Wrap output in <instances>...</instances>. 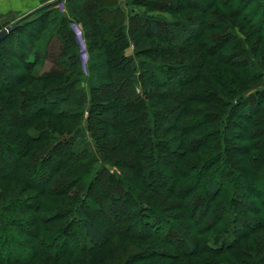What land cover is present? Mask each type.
I'll return each mask as SVG.
<instances>
[{"label":"trees","instance_id":"1","mask_svg":"<svg viewBox=\"0 0 264 264\" xmlns=\"http://www.w3.org/2000/svg\"><path fill=\"white\" fill-rule=\"evenodd\" d=\"M65 3L70 14L49 7L25 19L27 28L20 31L28 40L19 39L22 51L16 56L26 68L41 67L54 55L49 47L55 41L53 65L62 71L30 76L31 84L22 89L28 75L5 58L13 53L7 47L13 29L0 41V142L20 145L17 157L8 146L5 150L16 164L11 174H0V237L14 229L16 246L28 255L23 262L0 264H264V88H257L264 73L256 67V61L264 67V0ZM75 5L98 27L83 22ZM76 21L83 39L96 48L88 49V104L78 87L84 74L71 27ZM27 53L31 61H24ZM183 67L190 68L186 76L179 72ZM166 98L168 109L161 115L160 101ZM194 104L201 107L190 108ZM111 111L113 122L106 117ZM167 114L170 123L162 135L173 138L164 142L155 135L160 132L155 119ZM47 120L55 121L45 125L49 135L24 133ZM127 126L137 132L129 134ZM57 156L60 161L46 178ZM123 165L139 182L133 201L138 216L131 229L105 237L88 202L98 185L117 194L109 208L127 210L119 181ZM166 168L167 188L166 181L156 185L153 178L156 169L160 177ZM37 176L43 188L30 185ZM260 180L262 196L253 192ZM19 184L35 192L24 208ZM222 196L229 202L216 207ZM44 198L64 200L52 216L45 211L36 217L44 234L2 215L6 209L19 215L21 209L36 216ZM255 236L260 240L251 241ZM120 239L131 243L119 244ZM244 240L250 241L247 246ZM106 247L110 256L96 261Z\"/></svg>","mask_w":264,"mask_h":264},{"label":"rangeland","instance_id":"2","mask_svg":"<svg viewBox=\"0 0 264 264\" xmlns=\"http://www.w3.org/2000/svg\"><path fill=\"white\" fill-rule=\"evenodd\" d=\"M152 1L156 2V4H160L161 1H165L166 2L167 0H152ZM121 2H124V0H121ZM200 2H201V0H200ZM59 6L60 7H58L57 9H59L60 12H65V14H70L69 11H68V8H66L67 7L66 3L65 4L61 3V5H59ZM75 8L77 9V11L75 13L81 18V20L83 22L88 23V25L90 24V26H95L96 28L98 27V25L95 22V19H93V16L91 14H89L86 9L82 8L81 5H75L74 10H75ZM125 9H126V7H125ZM128 12L130 13V9L129 8H128ZM149 14L151 16H153V15L156 16L157 15L156 13H153V12H149ZM157 16H159V15H157ZM166 16L170 17V15H166ZM183 16H187V15L183 14ZM20 19L21 18H19L14 23H10L11 26H12L14 34H13V37L10 38V40L11 39L12 40H11V42H9L7 47H9V50L13 51V53L11 52L12 56H10V57L5 55V58H6L7 62L10 61V64H9L10 66L13 63L17 67H20V69L18 68V69H16V71L22 72L23 74L25 72V74L28 75V77H26L24 79V81H26L25 84L21 85V88L25 89L26 86L31 84L32 78L33 79H38L40 76H42L44 74H48L49 72L52 73V74L58 73L59 71H62L63 69L55 67L53 65V58L58 53L57 49H56V45L58 43L55 42V41L52 42L50 44V47H49V52L53 53L54 55L50 54V56L48 57L47 61H44L45 64L43 66L34 67V68H31V67H27L26 68L24 65L20 64L19 59L16 57L19 54V53H17V51H19V49H20V44H18L17 42L19 41V39H21L22 43L25 44L26 41L28 40L26 38V36L24 35L26 33L23 32V31L22 32L20 31V29L27 28V25L25 24L26 22L23 23L26 20L25 19H21L20 20ZM79 26H80V24L76 23V25H75V23H73L71 27L73 28V32H74L75 37H76V41H77V43L79 45L78 51L80 53V62H81L80 65H81V70L83 71V74H84L83 77L80 78L81 81H80V84H79L78 87H79L80 91L82 92V94H84V98L86 99V103L88 104V102H89L88 100L90 99V95L88 94L89 90H88V88L86 86V81H87V77H88L87 76L88 73H86V72L88 71L89 66H90L89 63H88V56H89L88 55V52H89L88 49L94 48V50H96V48H95V44L94 43L90 44L89 41L87 42V41H85V39H83V37H82L83 31H82V28L79 27ZM135 30L138 31L139 28H137ZM146 31L148 32L147 29H146ZM154 44H159V43L154 42ZM131 51H132V49H129L127 51V54L130 55ZM1 55H3V53H1ZM30 56H31L30 53L29 54L27 53L26 58L23 57L24 61L25 60H29V59L31 61L33 59V57H30ZM256 63H257L256 67L260 68L263 71V73H264V67H261L262 65H260L261 64L260 61H256ZM9 65L8 66L5 65L6 70L8 69ZM114 66H115V64H113V62H112V65H111L110 69L114 70ZM256 67H254V68H256ZM189 70H190V68L186 69L185 67H183V68H181L179 70V72L186 76L188 73H190ZM3 73H5V72L3 71ZM164 75H165V72L163 73V76ZM45 85L46 84H42L41 86H45ZM37 86H40V85H37ZM262 87L264 88V77L262 78V80L260 81L259 85L257 86V88H260V89H263ZM114 90L115 89H112L110 93L115 97L116 93L114 92ZM41 92H46V88H44V90L41 91ZM35 94L36 93H34L33 95H35ZM244 96H247V93ZM165 101H167V98L162 100V101H160L161 102L160 104L162 106L159 105L158 111L161 112V115L165 113L166 109H168V107L164 108V102ZM197 107H201V106L194 104L190 108H197ZM43 109H46V106H44ZM107 116H109L111 118L112 122L116 118V115L114 114V112H112V114H107L106 117ZM170 116H171L170 114H167V117H165L164 119L161 116L155 119V122L157 123L158 128L160 129V132H156L155 133V135L157 137V140H161L162 139V141L166 142L169 139L173 138L172 135H168L166 137L162 135V134H164L163 132H164V129H165L167 123H170V121L168 120L170 118ZM83 121H84V119H83ZM50 123L55 125L54 124L55 121L47 120V121H44L42 123V126L31 125V126H28L27 128H24L23 131H24V133H27V135L30 134L32 136L34 134H38V133H41L42 136H45V134L49 135L50 131H49L48 128L45 127V125H51ZM40 128H42V129H40ZM128 130H129V134H133V133L137 132V131H135L136 128L134 126L128 127ZM62 135L64 136L65 134H62ZM0 138H4V137L1 135ZM7 146L11 149L13 154L16 155V157L18 156V154H19L18 152L20 151V145H18V144H8V145L5 144L4 145V143L0 142V174L1 175L4 174V173H6L8 175L11 174L13 172V167H15L14 164H16V160L14 161V164H13V162H11V160L9 159L7 154H5V150H6ZM37 146H39L41 148V145H37ZM112 150H113V152H115L114 149H112ZM118 152H121V150H118ZM59 161H60V158L58 156L55 157L54 161L51 163L50 169H48L45 172L46 173L45 174L46 178L49 177L52 169L55 168L54 166ZM27 164L32 166V162H29V163L27 162ZM149 168H150V166L148 167V169ZM164 169H165V167H164ZM141 170H143V172L145 173V170H147L146 165H142L141 166ZM119 171L118 172L121 174L120 175V177H121L120 179L121 180H119V181H121L120 184L124 187L123 191L125 190V193H127V197L129 199V201L126 204V207H128L127 210H125V212H121V211H119V212L115 211L114 212L112 210V208H109L112 199H114L117 194L114 193L112 189H110V191H101L100 188L98 187V185H96L95 189H94L95 190L94 191L95 196L93 197L94 201L93 202H91V201L88 202V204H89V206H88L89 207L88 208L89 209V214L92 215L90 217H92L91 219L92 220L94 219L95 223H97L99 225V227L101 228V230H102V232H103L105 237L108 235V233H111V231H113V230L119 231V230H125V228L131 229L132 228V224L134 223L133 221H135L137 219V216H138V215L135 214L137 207L133 203V201L135 200V196H137L136 192L140 188V186L138 184L139 182H136L137 181L136 180L137 179L136 178V172L134 170L130 169V167H128L126 165L121 166ZM156 171H158L159 174H160V170L156 169ZM118 172H116V173H118ZM159 174H156V172L154 173V177L153 178H155L154 181L156 180L155 184L159 185L163 181H166L167 183L163 187L167 188V186H169V184H170V177H168L170 175V170H168L166 168V170L162 171V175L160 177L158 176ZM38 179H39L38 176L36 178H31V180L29 181L30 185L31 186H35L36 188H43V184L42 183H38ZM16 185H18V184H16ZM19 187L23 189V194L20 195L21 196L20 200L23 201V202H21V206L20 207L24 208L26 202L28 204L33 203L34 200H32V198L35 197V192L34 191H28L27 188H26L27 186L24 185V184L23 185L19 184ZM68 192H67V196L66 197L69 196ZM253 192H254V194H258L259 196H262V192L263 191H262V181L261 180L253 188ZM253 192L251 194H253ZM148 193H146L143 197L149 196ZM220 199H222L223 201L222 200H218V201H216V203L214 205L216 207L219 206V207L222 208L225 205V202L228 201V200H227L226 196H222V198H220ZM59 201H64V200L56 201L54 199L44 198L40 202L42 205H41L40 210H39V212H38V214L36 216L29 217L28 214H27V216H25L26 214L24 215V213H26V211L21 210V209H20V211L18 210V214L19 215H21V214L24 215V216L21 215V217L19 215H14V212L12 210H9V209H6L8 212H3L2 215L7 220H11V221L17 220V222L20 223V224H26L25 226L27 228H30V229H34V227L40 228L39 231L41 232V234H44V230L46 229V227H43V226H41V224H38L37 221H36V217H38L41 212H45V211L47 212L46 214H48V216H52V210L53 209H58L57 207L61 208V206L59 205L60 203H58ZM243 201L245 203V201H246L245 197H244ZM28 204H26V205H28ZM247 220L254 221L255 219L253 217H251V216H248ZM51 226H52V224L47 225V227H51ZM140 227L141 226L139 225L134 230V233H138L140 231ZM2 237H4V238H2ZM2 237H0V244L3 243V241H2L3 239L6 241V244H4L3 246H0L1 247V249H0V261L5 262L7 259L8 260L13 259V260H16V261H19V262H23L26 259V256H28V255L26 254V252L24 250H21L19 248L20 246L19 247L16 246L17 244H15V241L13 240V237H15V230L14 229L8 230ZM1 238H2V240H1ZM255 239L260 240V236H255L253 239H251V241H253ZM119 241H120L119 244H121V243L122 244H128V243L130 244L131 243L127 239L126 240L120 239ZM242 242L243 243L245 242L244 244H245V246H247L246 242H250V241L244 240ZM143 244H148V242L147 243H142L141 245L143 246ZM22 245H23V242H22ZM109 248L110 247H106L102 252H100L98 254L97 258H96V261L99 260L101 262H105L107 260V258L110 256V252L111 251H109ZM163 248H166V247L163 246ZM182 248L185 249V246L183 245ZM4 250L6 251V253H4L5 252ZM248 250H251V248L248 249ZM222 258L224 260H227V257H222ZM222 258H215V257L210 258V257H208V259H209L208 261L214 260V261L222 262ZM255 264H257V261H256Z\"/></svg>","mask_w":264,"mask_h":264},{"label":"crops","instance_id":"3","mask_svg":"<svg viewBox=\"0 0 264 264\" xmlns=\"http://www.w3.org/2000/svg\"><path fill=\"white\" fill-rule=\"evenodd\" d=\"M55 1L57 0H0V25L4 27L6 25H11L10 23H14L19 18L24 16H33V12ZM65 1L66 0L62 1L61 3H64ZM59 5L51 7L58 8L60 7ZM76 23L79 24L77 21Z\"/></svg>","mask_w":264,"mask_h":264},{"label":"water","instance_id":"4","mask_svg":"<svg viewBox=\"0 0 264 264\" xmlns=\"http://www.w3.org/2000/svg\"><path fill=\"white\" fill-rule=\"evenodd\" d=\"M62 1H64V0H57V1L53 2V3L47 4V6H44V7L40 8L39 10H44V9H47V7H51V6H57V5L61 4ZM39 10L33 12V14H35ZM29 16H31V15H29ZM29 16L28 15L24 16L21 19H25V18H27ZM11 31H12V26L11 25H6L4 27H2L0 25V41H2Z\"/></svg>","mask_w":264,"mask_h":264}]
</instances>
